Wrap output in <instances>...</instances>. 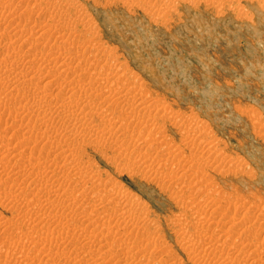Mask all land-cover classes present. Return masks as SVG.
Masks as SVG:
<instances>
[{"label": "rangeland", "instance_id": "1", "mask_svg": "<svg viewBox=\"0 0 264 264\" xmlns=\"http://www.w3.org/2000/svg\"><path fill=\"white\" fill-rule=\"evenodd\" d=\"M134 1L136 0H0V170L5 171H2L3 173L0 171V264H59V262L62 264H73V261H75L74 264H79L81 261L80 264H86V262L87 264H93L92 262L94 264H99V262L101 264H122L119 261H122L125 255L127 257L124 259L127 258L130 262L127 263L128 260L126 259L127 262L125 263L127 264H141L144 261L147 262L143 264H149L148 261L150 264L152 262L154 264H160V262L161 264H207L209 260L210 262L213 261L212 263L215 262L214 264H225V262L226 264L227 262L228 264H264V249H260L264 244V0H175L174 3V0H157L156 2L154 0H138L135 3ZM141 1L144 3H141ZM163 1L172 3H170V6L166 3L167 6L161 3ZM145 2H147L146 5L148 7L145 6ZM149 2H152L150 3L152 4L151 7ZM158 4H162L163 8L167 6L169 9L165 7V11H162ZM158 7L161 10H158ZM150 8L155 10L152 11ZM68 40H72V42L68 43ZM80 44L82 46L85 45L87 50L85 46H83L85 50L82 49ZM50 46L56 50H53ZM56 47L60 50H57ZM64 47H67L68 51ZM99 49L103 50L98 51ZM77 50L82 55H78ZM86 51L88 54H86ZM107 51H110L111 55ZM111 51L116 53L113 54ZM51 52L53 55L49 56L52 54ZM98 52L99 54H97ZM58 54L60 55L58 56ZM71 54L79 56L78 58L84 57L85 60L84 58L82 59L85 62L81 58L80 61H75L78 60L76 59L77 57ZM112 56H114L113 59ZM15 57H19V60H13ZM51 57L54 59L52 58L53 60L51 59L49 64ZM7 58L12 59L8 62ZM47 58L49 59L46 60ZM94 58L95 63L92 61ZM116 60H119V64L115 63L117 62ZM41 61L42 66H39ZM88 61H91L90 64ZM96 61L104 64L99 65L100 63L98 62V64ZM14 62L16 65L12 64ZM44 62L46 64L43 65ZM59 62L60 65L64 64V67L73 65L69 68V71H72H67L64 74V67L62 66V68ZM76 62L79 64L76 65ZM105 63L106 66L108 63L112 64L108 66L109 72H115L119 68L120 75H123L117 77L119 73H116L117 75L109 73L106 66L103 69ZM9 64H12L11 67ZM33 64L35 67H33ZM81 64H84V66L87 64L85 66L86 70L83 69L84 66L80 67ZM114 64L116 65L114 66ZM91 65H95V67ZM118 65L126 66L127 68L126 70L124 67L121 69ZM36 66L38 68L35 74ZM44 66L48 69L45 67V71L42 73L41 69L44 70ZM100 66H102V71L99 68ZM40 67L42 68L39 70ZM57 67H60L59 70ZM77 67L81 68L80 70L78 69L80 73L79 71L77 72ZM96 67L98 71H101L102 77H100L101 75ZM110 67L114 69L112 68L111 70ZM54 69L56 72L58 70L59 74L55 73ZM88 70H90V73ZM93 71L96 73V77L92 74ZM71 73L72 75L68 76ZM84 73H87V75ZM14 74L17 77H14ZM74 74L77 75V78ZM91 74L94 77H91ZM9 75L12 77L10 78ZM79 75L82 76L80 77ZM24 76H27V78H24ZM29 76L30 78H28ZM62 76H65L66 79ZM34 77L37 79L33 80ZM45 77L48 78L45 79ZM78 77H80V81ZM97 77L102 78V80ZM116 77L118 79H115ZM130 77H132L133 81L138 78L137 83L139 84L140 82L139 86ZM16 78H20L22 81ZM51 78L54 80L53 83ZM91 78H96L98 81L96 79V81L94 79L91 81ZM82 79L83 81H81ZM24 80H28L27 82L32 85H29L26 81L24 82ZM36 80L43 84H37ZM72 80L74 84L71 82ZM112 80L114 83H112ZM124 80L127 81L125 82ZM131 81L135 84L132 85ZM75 82L78 85L76 87ZM86 82L90 87H86ZM89 82H92V84L94 82L95 86ZM49 83H52V86H49ZM43 85L48 86L47 91L50 87L54 88V94L58 93L57 95L55 94L57 99L51 93L52 89L49 90L50 93H47L48 95L44 93L47 91L44 90ZM107 85L114 87V89L112 87L113 93L111 92L112 89ZM92 86L94 89L96 88V91ZM132 86L140 88L141 91L146 88V91L144 89V93L143 91L140 92ZM15 88L20 91H15ZM35 88L40 89L35 90ZM84 88H87L88 92L91 89L95 92L94 94L91 91V93H85L87 91ZM122 88L124 90H121ZM125 88H127V91H125ZM70 89L75 93L77 92L76 95L73 92L71 93ZM115 89L117 90L115 91ZM97 90L100 92L98 93ZM118 90L119 92L121 91V95L117 92ZM79 91L86 95L82 94V96ZM7 92L8 95H6ZM59 92L61 95H59ZM107 92L110 93L108 94ZM135 92H138L137 94L139 95H135ZM70 93L71 95H68ZM95 94H99L97 96H101L102 100ZM129 94L135 99L137 97V99L131 98ZM58 95L59 97L63 95L64 98L60 97L58 99ZM147 95L150 96V99H145L150 107L146 106V100L142 99ZM67 96H71V98ZM76 97L81 101H78L79 104H77V99L75 100ZM84 97H86L85 101L83 100L85 99ZM88 98L89 100L92 99L91 104H87V101L88 103L90 102L87 100ZM106 98L110 99L109 101L111 102H108ZM122 98L124 99L122 100ZM125 98L126 100L130 98V103H128V100L126 102ZM61 99L63 100L61 101ZM98 99L101 100L100 103H98ZM58 100L60 101L58 102ZM140 100H145L143 101L145 103H141L142 101L137 103ZM149 100H153V102H149ZM155 100L158 102L156 103ZM39 102L40 106H38ZM107 102L110 103V106ZM115 102L118 105H114ZM131 102L133 104L129 107ZM134 102L139 107H136ZM27 103L30 104L25 105ZM31 103L34 105L37 103L36 107ZM65 103L70 105L68 107L69 110L73 106L70 110L71 112L77 109L75 113L73 111V115L69 110L67 112L62 111V105ZM82 103L85 106L86 104L90 106L84 109L85 106ZM124 103H126L128 108ZM139 103L143 104V107L146 106V113H144L143 107L140 108ZM41 104L44 106H41ZM157 104L161 106L156 107ZM32 105L35 109H33ZM52 105L54 107L57 105L56 108L61 105L59 108L62 114L59 115V109L58 111L55 110L54 114L59 115L62 119L58 116L53 118L55 115L53 114L52 109L54 107ZM94 105L99 106L101 112L104 111V115H102L100 110L97 111L99 107ZM162 105H166L168 108L163 107V109ZM83 106L84 108L81 109ZM24 107L26 109L32 108L33 110H25ZM151 107H155V109ZM139 108L141 109L140 111ZM80 109L84 111L82 114ZM89 109L91 110L88 111ZM128 109L129 111L127 112L126 110ZM134 109L136 110L134 111ZM159 109L164 111L161 112ZM167 109H169L168 112ZM50 110L51 113L49 112ZM92 110H94V114L92 112L93 116L92 114L90 116L87 115L86 117H90L87 119L83 114ZM118 110L122 111L118 112ZM43 111L47 113V118ZM147 111L151 119H149ZM36 112L38 115H34V113L37 114ZM69 112L70 114H68ZM96 112L102 116H96ZM39 113L42 115H39ZM132 113L133 115H138V119H141L137 120L136 118L134 120L135 117ZM81 115L84 117H82L83 121L87 120L83 122ZM126 115L133 119L129 120ZM42 116L46 119H41ZM73 116L76 118L80 117V119L78 118V120ZM112 117L114 124L108 123L109 121L107 120ZM38 118L41 124L37 120ZM121 118L127 119L129 122ZM145 119H148L149 123ZM42 120H46V124ZM133 120L135 122H132ZM75 121L79 124L75 123ZM116 121L119 126L115 123ZM118 121L122 122L119 123ZM77 124L78 127L76 126ZM85 124L86 129L84 130ZM121 124L130 126L125 128V125ZM82 125H84V128ZM103 126H108L111 131L107 127L104 129ZM124 128L126 131H124ZM128 128L131 129L129 130ZM87 129L90 130V133H88ZM155 133L158 135L157 137L154 136ZM19 136L22 137L19 138ZM27 136L29 140H27ZM149 138L150 140H148ZM153 138H157L158 141H156L160 144ZM208 139L211 140L209 141L210 143H206ZM145 141H150L151 145L149 143L146 144ZM129 143H131L130 147L128 146ZM208 143L213 149L209 148ZM122 146L125 149L126 147L129 149L127 148L124 151ZM150 146L151 148H149ZM130 149H133V152ZM128 150L129 153L131 151L130 154L127 152ZM170 150L174 152L172 153ZM12 151L16 152V155ZM69 151L73 154L71 155ZM117 153L119 157L121 155L120 158ZM132 153L134 154L132 155ZM179 153H183V155L181 154L180 156ZM176 154L178 155L176 156ZM166 156H169V160H167ZM178 156L179 159L182 158L179 160ZM172 157L174 160L171 159ZM33 158H35V161ZM141 158L142 160L144 159L143 162ZM16 159L20 161L18 162L19 165ZM31 159H33L34 164H32ZM37 159H40L41 163ZM145 159L146 162H144ZM45 160H48L49 163H46L47 161L43 162ZM23 162L25 165L27 164L26 167ZM75 164L80 166V169ZM147 164V167L144 166ZM56 166L57 168H55ZM84 167L89 172L82 170ZM29 169L34 170L33 173ZM191 170L193 171L191 172ZM83 172H85L86 176H83L85 175L82 174ZM42 173L45 174L42 176ZM51 175H53L52 179ZM42 177L43 179H41ZM30 181L32 182L31 184ZM34 182L37 183L35 184ZM28 184L35 185V188L32 185L34 188L33 193L30 191L32 186ZM118 190L121 191L122 196L119 197L121 194L118 192L116 200H119H115L116 203L115 201L107 200L108 196L113 195V191ZM106 191H108L109 195ZM93 195L97 197L94 198ZM105 195L108 196L106 197ZM126 195L129 196V200ZM32 196L33 199L31 198ZM100 197L103 198H101L103 201L100 200L103 203L99 201ZM28 198H30V201ZM108 201L114 202V205L109 204ZM135 201L140 202L141 205L139 206ZM192 202H195V204ZM49 203L52 205L50 206ZM127 211H130L128 213L132 216V220L131 217L129 218L130 215ZM36 212H38V215ZM141 212L143 216H141ZM42 213H47L46 216L50 220ZM121 213H124V215ZM132 213L137 217H133ZM206 216L208 217L206 218ZM195 217L196 219H194ZM117 222L118 225L120 224L119 226H117ZM108 224L114 227H106ZM117 227H119L118 232L115 230ZM244 227L246 230L248 228L247 232ZM103 229L113 231L114 238H116V235V240L119 243L122 242V244L118 246V242H114L115 239L112 236V232H107ZM99 230L101 232L103 230L104 232L102 233L104 235ZM242 230L243 232H241ZM59 232L61 233L60 235ZM105 232L112 234L111 237L114 239L112 242L114 243L111 242L112 238H110L109 234ZM195 233L200 235L194 237L196 239L193 238L196 235ZM65 236L67 237L65 238ZM42 238L47 239L45 240L46 242ZM48 238H51V241L54 239L50 243ZM86 239L88 240L86 241ZM86 242H89V245L92 243V247L87 245ZM224 242L225 244L223 245ZM84 244L86 245L84 246ZM114 244L118 247L113 248L115 247ZM146 244L149 246L146 247ZM99 245L105 249H102V251L101 249L97 250L101 248ZM123 245L125 247L131 246L130 248L126 247V252L129 251L128 254L125 249H122ZM132 245H135V247L133 246L135 249L132 248ZM87 246L90 249L92 248L91 251ZM79 247L81 250L77 251ZM108 247L109 250L113 251L115 249L118 252L115 253L114 250V254L111 251L108 253L109 250L106 249ZM142 247H145L144 252ZM262 247L264 248V246ZM83 248L85 251L82 250ZM95 248L97 249L93 250ZM147 248L148 250H146ZM86 249H89L90 252ZM203 249L205 250L203 251ZM92 250L94 251L93 255L91 253ZM121 250H124L122 251L123 253ZM187 250L192 251L188 253ZM103 251L109 255L112 253V257L110 258ZM207 252L209 253L208 255H212L211 258L207 256ZM69 253L70 255H68ZM130 253H132V256ZM102 254L105 255L102 256ZM117 254L122 255L119 258ZM85 256L88 257L86 258ZM160 256L164 259L162 260ZM96 257L101 259L96 260ZM145 257L151 258V260ZM89 258L92 260H90L91 262ZM53 259L56 260V263ZM93 259L99 262L93 261ZM157 259L161 261L158 262ZM232 259H235L236 262ZM63 260H65V263ZM138 260L144 261L140 262ZM134 261L136 263H133ZM125 263L123 262V264Z\"/></svg>", "mask_w": 264, "mask_h": 264}, {"label": "bare ground", "instance_id": "2", "mask_svg": "<svg viewBox=\"0 0 264 264\" xmlns=\"http://www.w3.org/2000/svg\"><path fill=\"white\" fill-rule=\"evenodd\" d=\"M136 1H138V0H136ZM136 1H134V3H135ZM139 1H140V0H139ZM151 1H153V0H151ZM156 1H157V0H154V2H156ZM165 1H166V0H165ZM165 1H163V2H161V3L166 4L167 2H165ZM170 1H171V0H170ZM170 1H169V2H170ZM172 1H173V0H172ZM230 1H231V0H230ZM131 2H132V1H131ZM142 2H143V1H141V3H142ZM147 2H148V1H147ZM147 2H145V6H146V7H148V6L146 5ZM164 2H165V3H164ZM174 2H175V0L173 1V3H174ZM137 3H138V2H137ZM143 3H144V2H143ZM150 3H152V2H149V4H150ZM170 3H172V2H170ZM170 3H167V4L170 6ZM149 4H148V5H149ZM167 4H166V5H167ZM132 5H133V4H132ZM132 5H131V6H132ZM136 5H137V4H136ZM136 5H135V6H136ZM142 5H143V4H142ZM151 5H152V4H150V7H151ZM154 5H155V3H154ZM158 5H160V4H158ZM161 5H162V4H161ZM161 5H160V7L162 8V11L165 9V7L168 6V5H167V6H165V7L163 8ZM143 6H144V5H143ZM145 6H144V7H145ZM163 6H164V5H163ZM155 7H156V6H155ZM152 8H153V7H152ZM158 8H159V7H158ZM158 8H157V9H158ZM167 8H168V7H167ZM150 9H151V8H150ZM150 9H148V10L150 11ZM168 9H169V8H168ZM151 10H152V9H151ZM154 10H155V9H154ZM154 10H152V11H154ZM158 10H161V9L159 8ZM166 10H167V9H166ZM164 11H165V10H164ZM91 37H92V36H91ZM93 37H94V35H93ZM63 40H64V39H63ZM89 40H90V39H89ZM64 41H65V40H64ZM68 41H69L68 43H71V42H72V40H68ZM70 41H71V42H70ZM91 41H92V40H91ZM9 43H10V42H9ZM9 43H8V44H9ZM54 43H55V42H54ZM62 43H63V42H62ZM62 43H61V44H62ZM65 43H66V41H65ZM65 43H64V44H65ZM61 44H60V46H62ZM65 45H66V44H65ZM65 45H64V46H65ZM67 45H68V44H67ZM72 45H73V46H76L75 44H72ZM80 45L82 46V44H80ZM80 45H78V46L80 47ZM88 45H89V44H88ZM88 45H87V46H88ZM56 46H57V45H56ZM83 46H85V45H83ZM83 46L81 47L82 49H84ZM48 47H49V46H48ZM50 47L52 48V46H50ZM58 47H59V46H58ZM93 47H94V46H93ZM54 48H55V47H54ZM56 48H57V47H56ZM59 48H60V47H59ZM59 48H57V50H60V49H61V48H60V49H59ZM62 48H63V47H62ZM64 48H65V47H64ZM66 48H67V47H66ZM66 48H65V49H66ZM68 48L71 49L69 46H68ZM72 48H74V47H72ZM75 48H77V47H75ZM81 48H80V51H81ZM90 48H91V47H90ZM52 49H53V48H52ZM52 49H51V50H52ZM85 49H86V46H85ZM85 49H84V50H85ZM95 49H96V48H95ZM105 49H106V48H105ZM48 50H49V49H48ZM53 50H56V49H53ZM66 50L68 51V49H66ZM75 50H76V49H75ZM75 50H74V51H75ZM86 50H87V49H86ZM92 50H93V49H92ZM102 50H103V49H102ZM102 50L99 49L98 51H102ZM106 50H107V49H106ZM69 51H71V50H69ZM74 51H73V52H74ZM77 51H78V50H77ZM82 51H83V50H82ZM89 51H90V50H89ZM89 51H88V52H89ZM45 52H46V51H45ZM54 52H55V51H54ZM58 52H59V51H58ZM73 52H70V53H73ZM83 52H84V51H83ZM96 52H97V50H96ZM107 52H108V51H107ZM51 53H52V52H51ZM68 53H69V52H68ZM76 53H77V52H76ZM78 53H79V51H78ZM93 53H95V52H93ZM93 53H92V54H93ZM100 53H101V52H100ZM108 53L110 54V51H109ZM111 53L114 54V53H116V52H112V51H111ZM49 54H50V53H49ZM73 54H74V53H73ZM73 54H71V55H73ZM80 54H81V52H80L78 55H80ZM86 54H88L87 51H86ZM89 54L91 55V53H89ZM97 54H99V52H98ZM109 54H108V55H109ZM52 55H53V53H52L51 55H49V56H52ZM59 55H60V54H58V56H59ZM81 55H82V54H81ZM100 55H101V54H100ZM100 55H99V56H100ZM104 55H105V53H104ZM110 55H111V54H110ZM69 56H70V55H69ZM73 56L77 57L76 55H73ZM85 56H86V55H85ZM96 56H97V55H96ZM96 56H95V57H96ZM106 56H107V55H106ZM115 56H116V55H115ZM42 57H43V56H42ZM47 57H48V55H47ZM75 57H73V58L75 59ZM78 57H79V56H78ZM78 57L76 58V59H78V60H75V61H80V58H81V57H80V58H78ZM89 57H90V56H89ZM93 57H94V55H93ZM100 57H101V56H100ZM109 57H110V56H109ZM113 57H114V56H112V59H113ZM18 58H19V57H17V58L15 57V58H13V60H14V59L17 60ZM52 58H53V57H51L50 59H49V58L46 59V60L49 59V64H50V61H51ZM71 58H72V57H71ZM82 58H84V57H82ZM82 58H81V59H82ZM104 58H105V57H104ZM104 58H103V59H104ZM106 58H107V57H106ZM5 59H6V58H5ZM11 59H12V58H11ZM11 59H8V58H7L8 62H9V60H11ZM40 59H42V58L40 57ZM53 59H54V58H53ZM53 59H52V60H53ZM88 59H89V58H88ZM88 59H87V60H88ZM100 59H102V58H100ZM108 59H109V58H108ZM108 59H107V60H108ZM110 59H111V58H110ZM117 59H118V58H117ZM13 60H12V61H13ZM16 60H15V62H16ZM18 60H19V59H18ZM18 60H17V61H18ZM32 60H33V59H32ZM32 60H31V61H32ZM38 60H39V59H38ZM46 60H44V61H46ZM69 60H71V59L69 58ZM84 60H85V58H84ZM87 60H86V61H87ZM94 60H95V58L92 59L93 63H95ZM96 60H97V59H96ZM31 61H30V63H31ZM36 61H37V60H36ZM42 61H43V60H42ZM42 61H41V65H39V63H38L39 66H42ZM55 61H56V60H55ZM55 61H54V62H55ZM64 61H65V59H64ZM71 61H72V60H71ZM82 61H83V59H82ZM100 61L102 62V60H100ZM103 61H104V60H103ZM116 61H117V60H116ZM2 62H3V61H2ZM15 62H14V63H15ZM33 62H34V61H33ZM46 62H48V61H46ZM60 62H62V61H60ZM60 62H59V65H60ZM83 62H85V61H83ZM88 62H89V61H88ZM90 62H91V61H90ZM90 62H89V64H90ZM96 62H97V61H96ZM98 62H99V61H98ZM98 62H97V63H98ZM101 62H99L100 64H99V63H98V64H99V65H101V64L103 65L104 63H101ZM105 62H106V60H105ZM121 62H122V61H121ZM4 63H5V60H4ZM10 63H11V62H10ZM14 63H12V64H13V65H16V63H15V64H14ZM28 63H29V62H28ZM30 63H29V64H30ZM34 63H37V62H34ZM52 63H53V62H52ZM62 63H64V62H62ZM67 63L69 64L68 61H67ZM72 63H73V62H72ZM72 63H71V64H72ZM80 63H81V62H80ZM111 63H112V62H111ZM113 63H114V62H113ZM115 63H118V64H119V60H118L117 62H115ZM6 64H7V63H6ZM6 64H5V65H6ZM12 64H11V65H12ZM44 64H46V63L44 62L43 65H44ZM68 64H67V65H68ZM71 64H70V65H71ZM77 64H79V63L76 62V65H77ZM89 64H88V65H89ZM109 64H110V63H108L107 66H106V63H105L103 69L105 68V66H106L107 69H108ZM9 65H10V64H9ZM11 65H10V67H11ZM38 65H37V66H38ZM57 65H58V64H57ZM57 65H56V66H57ZM63 65H64V64H62V65H60V66L62 67ZM76 65H74V66H76ZM95 65H96V64H95ZM95 65H91V66H94V67H95ZM111 65H112V64H110V66H111ZM115 65H116V64H114V66H115ZM37 66H36V70L34 71L35 74H36L37 68L39 67V66H38V67H37ZM46 66H47V65H46ZM46 66H44L43 69H44ZM50 66H51V65H50ZM72 66H73V65H72ZM72 66H70V67H69V66H68V67H66V66L64 67V66H63L64 68H63V67H62V68L65 70V71H64V74H66L67 71H68V72L72 71V70L69 71V68H71ZM81 66H84V64H81L80 67H81ZM85 66H87V64H85ZM85 66L83 67V69L86 70ZM91 66H90V67H91ZM97 66H98V65H97ZM12 67H13V66H12ZM33 67H35L34 64H33ZM33 67H32V68H33ZM47 67H49V66H47ZM47 67H46V69H48ZM101 67H102V66H100L99 68H100V70L102 71L103 69H101ZM118 67H121V69H122V67H124V66H119V65H118ZM118 67H117V68H118ZM8 68H9V67H8ZM15 68H16V66H15ZM32 68H31V69H32ZM41 68H42V67H40L39 70H40ZM52 68H53V67H52ZM52 68H51V69H52ZM59 68H60V67H59ZM59 68L57 67L58 70H59ZM62 68H61V72H62ZM81 68H82V67H81ZM81 68H80V69H81ZM87 68H88V67H87ZM96 68H97V67H96ZM110 68H111V67H110ZM112 68H113V67H112ZM112 68H111V70H112ZM115 68H116V67H115ZM124 68H125V70H126L127 67L125 66ZM12 69H13V68H12ZM57 69H56V70H57ZM73 69H74V67H73ZM76 69H77V72L80 70L78 67H77ZM78 69H79V70H78ZM113 69H114V68H113ZM118 69H119V68H118ZM118 69H117V70H118ZM49 70H50V69H49ZM58 70H57V72L55 71V69H54L53 71H55V73H58V72H59ZM91 70H92V69H91ZM93 70H94V69H93ZM105 70H106V69H105ZM117 70H116V71H117ZM125 70H123V71H125ZM44 71H45V69H44V70L41 69V72H42V73H44ZM82 71H84V70H82ZM88 71H89V73H90V70H88ZM88 71H87V72H88ZM94 71L96 72V70H94ZM94 71H93L92 74H94L95 77H96V73H98V72H99V74L101 75V73H100L101 71H98V68H97V71H98V72L95 73ZM109 71H110V70L108 69V72H109ZM113 71H114V70H113ZM116 71H115V72H109V73H112V74H113V73H115V74L117 73V74H118V73L120 72L119 70H118V72H116ZM127 71H128V70H127ZM48 72H52V71H48ZM48 72H47V73H48ZM65 72H66V73H65ZM75 72H76V71H75ZM75 72H73V73H75ZM84 72H86V71H84ZM91 72H92V71H91ZM106 72H107V70H106ZM121 72H122V71H121ZM128 72H130V71H128ZM52 73H54V72H52ZM52 73H51V74H52ZM79 73H80V71H79ZM81 73H83V72H81ZM103 73H105V72L103 71ZM125 73H127V72L125 71ZM132 73H133V72H132ZM35 74H34V75H35ZM48 74H50V73H48ZM58 74H59V73H58ZM58 74H57V75H58ZM76 74H78V73H76ZM76 74H74L75 77L77 76ZM84 74L87 75V73H84ZM92 74H91V77H94V76H92ZM107 74H108V73H107ZM115 74H114V75H115ZM117 74H116V75H117ZM14 75H15L14 77H17L16 74H14ZM20 75H22V74H20ZM62 75H63V72H62ZM70 75H72V73L69 74L68 76H70ZM88 75H90V74H88ZM97 75H98V74H97ZM103 75H104V74H103ZM122 75H123V74H122ZM122 75H120V73H119V75H117V77H118V76L120 77V76H122ZM125 75H126V74H125ZM129 75H131V74H129ZM129 75H128V76H129ZM132 75H133V74H132ZM134 75H135V74H134ZM18 76H19V75H18ZM31 76H32V74H31ZM37 76H38V73H37ZM39 76H41V74H39ZM43 76H44V75H43ZM43 76H42V77H43ZM47 76H49V75H47ZM55 76H56V75H55ZM65 76H66V75H65ZM65 76H62V77L64 78ZM79 76L81 77L82 75H79ZM83 76H84V75H83ZM98 76H99V75H98ZM110 76H111V75H110ZM112 76H113V75H112ZM9 77H10V75H9ZM11 77H12V76H11ZM11 77H10V78H11ZM19 77H20V76H19ZM66 77H67V76H66ZM66 77H65L64 79H66ZM71 77H72V76H71ZM75 77H73V78L75 79ZM80 77H78V79H79ZM87 77H88V76H87ZM100 77H102V75H101ZM100 77H97V78L99 79ZM103 77H104V76H103ZM117 77H116L115 79H118ZM126 77H127V75H126ZM126 77H125V79H126ZM21 78H22V77H21ZM24 78H27V76H26V77L24 76ZM28 78H30V76H29ZM43 78H44V77H43ZM46 78H48V77H45V79H46ZM49 78H50V77H49ZM76 78H77V77H76ZM85 78H86V77H85ZM85 78H84V79H85ZM104 78H105V77H104ZM130 78L132 79V77H130ZM133 78H134V77H133ZM13 79H14V78H13ZM16 79H20V78H16ZM22 79H23V78H22ZM22 79H20V80L22 81ZM34 79H37V78L34 77L33 80H34ZM39 79H40V78H39ZM51 79H52V78H51ZM51 79H49V80H51ZM67 79H68V78H67ZM74 79H73V80H74ZM78 79H77V80H78ZM92 79H94V78H91V81H92ZM95 79H96V78H95ZM95 79H94V80H95ZM98 79H96V80L98 81ZM100 79L102 80V78H100ZM115 79H114V81H115ZM128 79H129V78H128ZM40 80H42V79H40ZM68 80H69V79H68ZM68 80H67V81H68ZM73 80H72L71 82L74 84V81H73ZM77 80H76V82H77ZM87 80H89V78H87ZM96 80H95V81H96ZM101 80H100V81H101ZM104 80H105V79H104ZM121 80H122V79H121ZM137 80H138V78H137L136 80H134V81H136L135 83H137ZM21 81H20V82H21ZM25 81H26V80H24V82H25ZM27 81H28V80H27ZM27 81H26V82H27ZM29 81H30V80H29ZM36 81H37V80H36ZM47 81H48V80H47ZM64 81H65V80H64ZM79 81H80V79H79ZM79 81H78V83H79ZM81 81H83V79H82ZM89 81H90V80H89ZM100 81H99V82H100ZM105 81H106V80H105ZM105 81H104V82H105ZM112 81H113V80H112ZM112 81H111V82H112ZM114 81H113L112 83H114ZM118 81H119V80H118ZM124 81H125V80H124ZM124 81H123V83H124ZM126 81H127V80H126ZM126 81H125V82H126ZM132 81H133V79H132ZM132 81H131V82H132ZM134 81H133V82H134ZM9 82H10V81H9ZM18 82H19V81H18ZM18 82H17V83H18ZM31 82H32V78H31ZM45 82H46V81H45ZM49 82H50V81H49ZM53 82H54V80L52 79V83H53ZM76 82H75V87H76V85H77ZM102 82H103V81H102ZM115 82H116V81H115ZM133 82H132V85L135 84V83H133ZM27 83H28V82H27ZM36 83H37V84H41L42 82H38V81H37ZM52 83H49V86H50V85L52 86ZM89 83L92 84V82H89ZM105 83L107 84V82H105ZM105 83H103V84H105ZM109 83H110V81H109ZM116 83H117V82H116ZM121 83H122V82H121ZM123 83H122V84H123ZM28 84L30 85L31 83L29 82ZM42 84H43V83H42ZM45 84H46V83H45ZM45 84H44V85H45ZM79 84H80V83H79ZM86 84H87V82H86ZM94 84H95V83L93 82L92 85H94ZM99 84H100V83H99ZM103 84H102V86H103ZM122 84H121V85H122ZM129 84L131 85V83H129ZM137 84H138V83H137ZM137 84H136V85H137ZM139 84H140V82H139ZM139 84H138V86H139ZM24 85H25V84H24ZM31 85H32V84H31ZM33 85H34V84H33ZM35 85H36V84H35ZM44 85H43V87L45 88L44 90L47 91L46 89H47L48 86H44ZM47 85H48V83H47ZM67 85H68V84H67ZM67 85H66V86H67ZM70 85H72V84H70ZM113 85H115V84H113ZM124 85H125V83H124ZM15 86H16V85H15ZM17 86H18V85H17ZM20 86H23V85H20ZM39 86H40V85H39ZM73 86H74V85H73ZM73 86H72V87H73ZM77 86H78V85H77ZM94 86H95V85H94ZM105 86H106V85H105ZM107 86H108V85H107ZM110 86H111V85H110ZM110 86H108V87H110ZM122 86H123V85H122ZM24 87H26V86H24ZM24 87H23V88H24ZM29 87H30V86H29ZM34 87H35V86H34ZM36 87H37V86H36ZM40 87H41V86H40ZM75 87H73V88H75ZM82 87H83V85H82ZM84 87H85V86H84ZM86 87H90V85L87 84ZM92 87H93V86H92ZM112 87H113V86H112ZM112 87H110V88L112 89ZM120 87H121V86H120ZM132 87L135 88V86H132ZM132 87H131V88H132ZM141 87H143V86L141 85ZM144 87H145V86H144ZM16 88H17V87H16ZM16 88H15V91H17V90L20 91V90H19L20 87H19V89H16ZM32 88H33V87H32ZM32 88H31V89H32ZM73 88H72V90H74ZM97 88H98V86H97ZM99 88H100V86H99ZM102 88H103V87H102ZM116 88H117V87H116ZM129 88H130V87H129ZM134 88H133V89H134ZM136 88H137V87H136ZM136 88H135V89H136ZM21 89H22V88H21ZM25 89H26V88H25ZM36 89L38 90V89H40V88H35V90H36ZM51 89H52V92H51V93L54 94V90H53L54 88H52V87H50V88L48 89V91H47V92H44V93H46V94H47V93H50L49 90H51ZM84 89H85V88H84ZM86 89H87V88H86ZM86 89H85V90H86ZM88 89H91V88H88ZM93 89H94V87H93ZM113 89H114V87H113ZM113 89H112V91H111V90H109V91H111V92L113 93ZM118 89H119V87H118ZM126 89H127V88H125V91H127ZM133 89H132V90H133ZM135 89H134V90H135ZM137 89H138V88H137ZM144 89H145V91H146V88H144ZM144 89H142V91H143ZM22 90L25 91L24 89H22ZM33 90H34V88H33ZM63 90H64V89H63ZM76 90H77V89H76ZM76 90H75V91H76ZM79 90H80V88H79ZM81 90H82V89H81ZM94 90L96 91V88H95ZM94 90L92 91V89H91L90 91L94 94V92H95ZM99 90H101V89H99ZM104 90H105V89H104ZM116 90H117V89H115V91H116ZM121 90H124V89L122 88ZM134 90H133V92H134ZM138 90H139L140 92H142V91L140 90V88H139ZM138 90H137V91H138ZM11 91H12V90H11ZM18 91H17V92H18ZM27 91H28V90H27ZM27 91H26V92H27ZM29 91H30V90H29ZM42 91H43V90H42ZM70 91H71V89H70ZM83 91H84V90H83ZM86 91H87V90H86ZM90 91H89V92L87 91V92H85V93H91ZM97 91H98V90H97ZM102 91H103V90H102ZM105 91H107V90H105ZM9 92H10V91H9ZM39 92H40V91H39ZM62 92H63V91H62ZM72 92L75 93L74 91H71V93H72ZM99 92H100V91H98V93H99ZM117 92H119V90H118ZM120 92H121V91H120ZM120 92H119V94H120ZM129 92H130V91H129ZM133 92H132V93H133ZM23 93H25V92H23ZM71 93L68 94V95H71ZM76 93H77V92H76ZM76 93H75V95H76ZM79 93H80V91H79ZM79 93H78V95H79ZM104 93H105V92H104ZM107 93H108V92H107ZM109 93H110V92H109ZM109 93H108V94H109ZM123 93H124V92H123ZM132 93H131V94H132ZM137 93H138V92H135V95H139V94H137ZM143 93H144V91H143ZM10 94H11V93H10ZM42 94H43V93H42ZM55 94L57 95L58 93H55ZM55 94H54L53 96H55ZM80 94L82 95L83 92L80 93ZM124 94H125V93H124ZM126 94H127V93H126ZM133 94H134V93H133ZM146 94H148V93H146ZM146 94H145V95H146ZM6 95H8V92L6 93ZM44 95H45V94H44ZM44 95H42V96H44ZM47 95H48V94H47ZM49 95H51V94H49ZM59 95H61L60 92H59ZM59 95H58V99H60V97H63V95L60 96V97H59ZM75 95L72 94L73 97H75ZM83 95H86V94H83ZM83 95H82V96H83ZM90 95H91V94H90ZM95 95H96V94H95ZM97 95L99 96V94H97ZM97 95H96V96H97ZM100 95H101V93H100ZM111 95H112V94H111ZM120 95H121V94H120ZM129 95H130V94H129ZM129 95H128V96H129ZM141 95H142V94H141ZM87 96H88V94H87ZM87 96H86V97H87ZM91 96H92V95H91ZM98 96H97V97H98ZM115 96H116V95H115ZM123 96H124V95H123ZM133 96H134V95H133ZM147 96H148V95H147ZM147 96H145L144 98H142L141 96H138V97H141L142 99H145V98H146V99H147V98L150 99V98H149L150 96H148V97H147ZM49 97H50V96H49ZM55 97H56V96H55ZM65 97H66V96H65ZM67 97H70V98H71V96H67ZM78 97H79V96H78ZM86 97H84V98H85V99H83L84 101L86 100ZM88 97H89V96H88ZM109 97H110V96H109ZM109 97H108V98H109ZM113 97H114V96H113ZM121 97H122V96H121ZM125 97H126V96H125ZM130 97H131V95H130ZM134 97H136V96H134ZM51 98H52V96H51ZM63 98H64V97H63ZM80 98H82V97L80 96ZM94 98H95V97H94ZM98 98H101V96L98 97ZM108 98H106V100H108V102H111V101H109L110 99H108ZM110 98H111V97H110ZM131 98H133V97H131ZM56 99H57V97H56ZM56 99H55V100H56ZM65 99H66V98H65ZM72 99H73V98H72ZM76 99H77V102H78L79 99H78L77 97L75 98V100H76ZM123 99H124V98H122V100H123ZM133 99H135V98H133ZM136 99H137V97H136ZM136 99H135V100H136ZM146 99H145V100H146ZM62 100H63V99H61V101H62ZM70 100H71V99H70ZM81 100H82V99H81ZM83 100H82V102H84ZM87 100H89V98H88ZM91 100H92V99L89 100V101H90L89 103H88V101H87V104H91V103H92ZM94 100H95V99H94ZM101 100H102V98H101ZM101 100L98 99V101H99L98 103H100ZM106 100H104V101H106ZM111 100H112V99H111ZM125 100H126V98H125ZM125 100H124V102H125ZM127 100H128V99H127ZM127 100H126V102H127ZM129 100H130V98H129ZM129 100H128V103H130ZM145 100H143V101H145ZM157 100L159 101V99H157ZM35 101H36V100H35ZM47 101H48V100H47ZM59 101H60V100H58V102H59ZM65 101H66V100H65ZM71 101H73V100H71ZM114 101H115V100H114ZM141 101H142V100L137 101V103H138V102H141ZM143 101H142L141 103L144 104V103L146 102V103H145L146 106H149V105H147V100H146L145 102H143ZM155 101H156V100H155ZM158 101H156V103H157ZM26 102H29V101H26ZM67 102H68V101H67ZM67 102H66V103H67ZM79 102H81V101H79ZM79 102H78L77 104H79ZM108 102H107V103H108ZM117 102H118V101H117ZM122 102H123V101H122ZM135 102H136V101H135ZM135 102H134V103H135ZM149 102H153V100H152V101L149 100ZM33 103H35V102H33ZM33 103H31V104H33ZM66 103H65V104H66ZM69 103H70V102H69ZM69 103H68V104H69ZM75 103H76V102H75ZM98 103H97V104H98ZM107 103H105V104H107ZM113 103H114V102H113ZM120 103H121V102H120ZM120 103H119V104H120ZM154 103H155V102H154ZM154 103H152V104H154ZM159 103H161V102L159 101ZM28 104H30V103H27V104H25V105H28ZM36 104H37V103H36ZM36 104H35V105H36ZM44 104H45V103H44ZM59 104H61V103H59ZM62 104H63V103H62ZM65 104L62 105V106H63L62 111H66V112H67V110H69L68 107H70V105H67V104L65 105ZM70 104H74V103L72 102V103H70ZM80 104H81V103H80ZM85 104H86V103H85ZM87 104H86V106H85V105L82 103V105H84L85 108H84V106H83V107H81V109H83V108H84V109H87V108H88L87 106H90V105H87ZM103 104H104V102H103ZM108 104H109V106H110V103H108ZM116 104H117V103L115 102L114 105H116ZM124 104L126 105V103H124ZM132 104H133V102H131V104H129V105H130L129 107H131ZM143 104H142V105H143ZM152 104H151V106H152ZM25 105H24V106H25ZM33 105H34V104H33ZM33 105H32V106H33ZM35 105H34V106H35ZM57 105H58V104H57ZM57 105H55V107L52 105V106L54 107V108L52 109V110H53V114L55 113V112H54L55 110L58 111V109H59L58 112H60V113H59V115H60V114H62L61 109L59 108L61 105L58 106V108H56ZM75 105H76V104H75ZM98 105H99V104H98ZM117 105H118V104H117ZM135 105H136V107H139L136 103H135ZM139 105L141 106L140 108L143 107L140 103H139ZM163 105H164V104H163ZM163 105H162V108H163V107H167L166 105H165V106H163ZM34 106H33V107H34ZM38 106H40V102H39ZM38 106H37V107H38ZM41 106H44V105L41 104ZM46 106H47V104H46ZM46 106H45V107H46ZM49 106H50V105H49ZM77 106H78V105H77ZM79 106H80V105H79ZM94 106L99 107V106H97V105H94ZM105 106H106V105H105ZM126 106H127V105H126ZM146 106L143 107V108H144V109H143V110H144V113H146V109H145ZM160 106H161V105H160ZM160 106H159V104H157L156 107H160ZM22 107H23V106H22ZM25 107H27V106H25ZM25 107H24L25 110L29 109V108L26 109ZM35 107H36V106H35ZM35 107H34L33 109H35ZM45 107H44V110H45ZM72 107H73V106H72ZM72 107H71V108H72ZM86 107H87V108H86ZM91 107H92V106H91ZM96 107H95V108H96ZM111 107H113V106L111 105ZM136 107H135V108H136ZM149 107H150V106H149ZM152 107H153V106H152ZM152 107H151V108H152ZM40 108H42V107H40ZM67 108H68V109H67ZM71 108H70V110H71ZM92 108H93V107H92ZM105 108H106V107H105ZM108 108H109V107H108ZM113 108H114V107H113ZM127 108H128V106H127ZM127 108H126V109H127ZM140 108H139V111L141 110ZM162 108H161V109H162ZM167 108H168V107H167ZM33 109L30 108L29 110H33ZM37 109H38V108H37ZM42 109H43V108H42ZM42 109H40V110H42ZM50 109H51V108H50ZM73 109H74V108H73ZM73 109H72V110H73ZM81 109H80V111H81ZM106 109H107V108H106ZM130 109H132V108H130ZM136 109H137V108H136ZM136 109H134V111H135ZM152 109H155V107L152 108ZM152 109H151V111H152ZM156 109H157V108H156ZM163 109H164V108H163ZM70 110H69V111H70ZM75 110H77V109H74V110H73L74 113H75ZM90 110H91V109H89L88 111H90ZM99 110H100V107L98 108L97 111H99ZM104 110H105V109H104ZM110 110L112 111V109H110ZM123 110H124V109H123ZM159 110H160V109H159ZM20 111H21V110H20ZM46 111H47V108H46ZM57 111H56V112H57ZM73 111H72V112L70 111L71 114L73 113ZM111 111H110V112H111ZM120 111H122V110H120ZM120 111L118 110V112H120ZM126 111L128 112L129 109L126 110ZM126 111H124V112H126ZM131 111H132V110H131ZM131 111H130V112H131ZM134 111H132V112H134ZM151 111H150V112H151ZM157 111H158V110H157ZM157 111H155V112H157ZM160 111H161V110H160ZM163 111H164V110H163ZM163 111H161V112H163ZM168 111H169V109H167V112H168ZM17 112H18V111H17ZM29 112H30V111H29ZM32 112H33V111H32ZM38 112H39V111H38ZM43 112H44V111H43ZM47 112H48V111H47ZM49 112L51 113V110H50ZM70 112H69L68 114H70ZM83 112H84V111L82 110L80 113L82 114ZM92 112H93V114H94V110H92L91 112H87L86 114L84 113L83 115H85V117H86L87 115L90 116V115L92 114ZM100 112H101V110H100ZM103 112H104V111L101 112L102 115H104ZM105 112H106V110H105ZM108 112H109V109H108ZM114 112H115V110H114ZM124 112H123V113H124ZM18 113H19V112H18ZM24 113H25V112H24ZM36 113H37V112H36ZM77 113H78V112H77ZM96 113H97V112H96ZM123 113H121V114H123ZM134 113H135V112H134ZM140 113H141V112H140ZM148 113H149V112L147 111V114H148ZM157 113H158V112H157ZM159 113H160V112H159ZM40 114H41V113H39V115H40ZM44 114L46 115L47 113L44 112ZM44 114H43V115H44ZM57 114H58V113H57ZM93 114H92V116H93ZM110 114H111V113H110ZM112 114H113V113H112ZM124 114H127V113H124ZM16 115H17V114H16ZM34 115H38V113H37V114L34 113ZM41 115H42V114H41ZM49 115H51V114H49ZM54 115H55V116H54L53 118H55V117L57 118V116L60 117L59 115H56V114H54ZM66 115H67V114H66ZM72 115H73V114H72ZM72 115H71V116H72ZM74 115H75V114H74ZM77 115H78V114H77ZM99 115H100V114H99ZM99 115H98V113H97L96 116H99ZM102 115H100V116H102ZM105 115H106V113H105ZM108 115H109V114H108ZM132 115H133V113H132ZM139 115H140V114H139ZM148 115H149V114H148ZM153 115H154V114H153ZM14 116H15V114H14ZM92 116H91V117H92ZM100 116H99V117H100ZM126 116L129 117V120H132V119H133V118L130 119L131 114H130V116H128V115H126ZM133 116L135 117L134 120H135L136 118H137V120H140V119H141V118L138 119V115L136 116V114L133 115ZM142 116H143V115H142ZM155 116H156V115H155ZM155 116H154V117H155ZM179 116H180V115H179ZM36 117H37V116H36ZM36 117H35V118H36ZM45 117L47 118V115H46ZM45 117L42 116L41 119H42V118L44 119ZM49 117L51 118V116H49ZM73 117H75V116H73ZM73 117H71V118H73ZM82 117H83V116L81 115V120H82ZM108 117H109V116H108ZM123 117H124V115H123ZM131 117H132V116H131ZM149 117H150V115H149ZM149 117H148V118H149ZM35 118H34V119H35ZM39 118H40V117H39ZM39 118L37 119L38 121L40 120ZM46 118H45V119H46ZM50 118H48V120H50ZM60 118H61V117H60ZM60 118H59V119H60ZM63 118H65V117L63 116ZM66 118H67V117H66ZM75 118H76V117H75ZM75 118H74V119H75ZM78 118L80 119V117H78ZM78 118H76V119H78ZM83 118H84V117H83ZM86 118L88 119V118H90V117H86ZM92 118H93V117H92ZM101 118L103 119V117H101ZM104 118H105V117H104ZM115 118H116V116H115ZM124 118H126V117H124ZM143 118H144V117H143ZM61 119H62V118H61ZM79 119H78V120H79ZM87 119H86V120H87ZM116 119H117V118H116ZM119 119H120V118H119ZM121 119H123V118H121ZM149 119H151V117H150ZM51 120H53V119L51 118ZM51 120H50V121H51ZM64 120H65V119H64ZM64 120H63V121H64ZM67 120H68V119H67ZM71 120H72V119H71ZM71 120H69V121H71ZM81 120H80V121H81ZM86 120H84V121H86ZM107 120L109 121L108 123L114 124V123H113V121H114V120H113V117H112V118H109V119H107ZM112 120H113V121H112ZM117 120H118V119H117ZM123 120H124V119H123ZM125 120H126V122H129L127 119H125ZM125 120H124V121H125ZM134 120H133L132 122H135ZM146 120H147V121H146ZM35 121H36V120H35ZM42 121H43V123H44L46 120H42ZM65 121H66V120H65ZM82 121H83V120H82ZM84 121H83V122H84ZM119 121H120V120H119ZM119 121H118V122H119ZM145 121L149 123L148 119H145ZM39 122H40V124H41V121H39ZM48 122H49V121H48ZM52 122H53V121H52ZM55 122H56V121H55ZM121 122H122V121H121ZM121 122H119V123H121ZM126 122H125V123H126ZM137 122L139 123V121H137ZM143 122H144V121H143ZM66 123H67V122H66ZM69 123H70V122H69ZM72 123H73V122H72ZM75 123H78V122L75 121ZM87 123H88V122H87ZM108 123H107V125H109ZM115 123L117 124V121H116ZM123 123H124V122H123ZM144 123H145V122H144ZM45 124H46V122H45ZM47 124H48V123H47ZM64 124H65V123H64ZM78 124H79V123H78ZM78 124L76 125L77 127H78ZM83 124H84V123H83ZM89 124H90V123H89ZM111 124H110V125H111ZM139 124H140V123H139ZM141 124H142V123H141ZM50 125H51V124H50ZM70 125L72 126L73 124H70ZM104 125H105V123H104ZM117 125L119 126V124H117ZM121 125H123V124H121ZM124 125H125V124H124ZM124 125H123V126H124ZM143 125H144V124H143ZM40 126H42V125H40ZM51 126H52V125H51ZM65 126H66V125H65ZM68 126H69V125H68ZM73 126H75V125H73ZM83 126H84V125H82V127H83ZM113 126H114V125H113ZM129 126H130V125H129ZM129 126H128V125H127V126L125 125V128H126V127H129ZM131 126H132V125H131ZM32 127H33V126H32ZM80 127H81V126H80ZM82 127H81V128H82ZM84 127H85V128H84ZM84 127H83V128H84V130H85V129H86V124H85ZM88 127H89V126H88ZM101 127H102V126H101ZM103 127H104V129H106V127H107L109 130L111 129V128H109L108 126H103ZM110 127H111V126H110ZM115 127H116V126H115ZM120 127H122V126H120ZM132 127H133V126H132ZM37 128H38V127H37ZM37 128H36V129H37ZM71 128H72V127H71ZM90 128H91V126H90ZM93 128H95V127H93ZM98 128H99V127H98ZM116 128L118 129V127H116ZM125 128H124V131H126ZM40 129H42V128H40ZM51 129H52V128H51ZM51 129H49V130H51ZM55 129H56V128H55ZM63 129H64V128H63ZM63 129H62V130H63ZM67 129H68V127H67ZM76 129H77V128H76ZM101 129H103V128H101ZM128 129H129V128H128ZM130 129H131V128H130ZM130 129H129V130H130ZM62 130H61V131H62ZM68 130H69V129H68ZM72 130H73V129H72ZM87 130H88V129H87ZM92 130H93V129H92ZM122 130H123V129H122ZM32 131H33V130H32ZM36 131H37V130H36ZM74 131H75V130H74ZM76 131H77V130H76ZM82 131H83V129H82ZM89 131H90V130H88V133H90ZM105 131H107V130H105ZM110 131H111V130H110ZM110 131H108V132H110ZM86 132H87V131H86ZM91 133H92V132H91ZM157 133H158V132H157ZM152 134H154V133H152ZM152 134H151V136H152ZM151 136H150V137H151ZM154 136L157 137L158 135H156V133H155ZM154 136H152V137H154ZM187 136H188V135H187ZM21 137H22V136H21ZM21 137L19 136V138H21ZM31 137H32V136H31ZM72 137H73V136H72ZM19 138H18V139H19ZM69 138H70V137H69ZM74 138H75V137H74ZM158 138H159V137H158ZM70 139H71V138H70ZM82 139H84V138H82ZM151 139H152V138H151ZM153 139H154L155 141L157 140V138H156V139L153 138ZM27 140H29V139H28V136H27ZM76 140H77V139H76ZM97 140H98V139H97ZM101 140H102V139H101ZM105 140H106V139H105ZM148 140H150V138H149ZM154 140H152V141L155 142ZM89 141H90V140H89ZM106 141H107V140H106ZM152 141H151V142H152ZM157 141H158V140H157ZM157 141H156V142H157ZM209 141H211V140H210V139L206 140V143L209 142ZM92 142H93V140H92ZM149 142H150V141H149ZM149 142L145 141L146 144H148ZM93 143H94V142H93ZM102 143H103V141H102ZM157 143H159V142H157ZM209 143H210V142H209ZM209 143H208V145H209ZM71 144L73 145V143H71ZM98 144H99V143H98ZM106 144H107V143H106ZM130 144H131V143H129V145H128L129 147H130ZM149 144L151 145V143H149ZM159 144H160V143H159ZM159 144H158V146H159ZM55 145H56V144H55ZM61 145H62V144H61ZM64 145H65V144H64ZM72 145H71V146H72ZM103 145H104V144H103ZM155 145H156V144H155ZM56 146H58V145H56ZM59 146H60V145H59ZM73 146H74V145H73ZM80 146H81V145H80ZM96 146H97V145H96ZM99 146H100V145H99ZM145 146H146V145H145ZM93 147H94V146H93ZM102 147H103V146H102ZM156 147H157V146H156ZM210 147H211V145H209V148H210ZM66 148H67V147H66ZM73 148H74V147H73ZM122 148H123V146H122ZM127 148H128V147H126V149H127ZM149 148H151V146H150ZM211 148L213 149V147H211ZM8 149H10V148H8ZM57 149H58V148H57ZM59 149H60V147H59ZM68 149H69V148H68ZM123 149H124V151L126 150L125 147H124ZM123 149H122V150H123ZM128 149H129V148H128ZM144 149H145V148H144ZM63 150H64V149H63ZM78 150H79V149H78ZM122 150H121V151H122ZM130 150L133 152V149H130ZM140 150H141V149H140ZM168 150H169V148H168ZM7 151H8V150H7ZM10 151H11V150H10ZM40 151H41V150H40ZM43 151H44V150H43ZM67 151H68V150H67ZM70 151H71V150H70ZM70 151H69V152H70ZM74 151H75V150H74ZM124 151H123V152H124ZM131 151H130V153H131ZM144 151H145V150H144ZM170 151H171L172 153L174 152V151H172V150H170ZM170 151H169V152H170ZM12 152H13V154L16 155V152H14V151H12ZM63 152H64V151H63ZM71 152H73V151H71ZM71 152H70V153H71ZM123 152H122V153H123ZM127 152L129 153V150H128ZM137 152H138V151H137ZM141 152H142V151H141ZM169 152H168V154H170ZM207 152H209V151H207ZM210 152H211V151H210ZM212 152H213V151H212ZM8 153H10V152H8ZM36 153H37V152H36ZM70 153H67V154H70ZM118 153H120V152H118ZM118 153H117V155H118ZM130 153H129V154H130ZM143 153H144V152H143ZM145 153H146V152H145ZM65 154H66V153H65ZM72 154H73V153H71V155H72ZM126 154H127V153H126ZM133 154H134V153H132V155H133ZM135 154H139V153H135ZM181 154L183 155V153H181ZM181 154L179 153L180 156H181ZM8 155H9V154H8ZM37 155H38V154H37ZM71 155H70V156H71ZM141 155H142V154H141ZM141 155H139V156H141ZM146 155H147V154H146ZM146 155H145V156H146ZM171 155H172V154H171ZM177 155H178V154H176V156H177ZM12 156H13V155H12ZM42 156H44V155H42ZM65 156H66V155H65ZM67 156H68V155H67ZM123 156H124V155H123ZM126 156H127V155H126ZM135 156L137 157V155H135ZM184 156H185V155H184ZM37 157L39 158V155H38ZM45 157H46V156H45ZM71 157H72V156H71ZM80 157H81V156H80ZM118 157H119V155H118ZM120 157H121V155H120ZM120 157H119V158H120ZM129 157H130V156H129ZM133 157H134V156H133ZM142 157H144V155H142ZM159 157H160V156H159ZM166 157L168 158L169 156H166ZM173 157H174V156H173ZM173 157H172L171 159L174 160ZM116 158H117V156H116ZM139 158H140V157H139ZM139 158H138V159H139ZM146 158H147V157H146ZM160 158H161V157H160ZM167 158H165V159H167ZM175 158H176V157H175ZM181 158H182V157H181ZM181 158H180V159H181ZM33 159H34V161H35V158H33ZM33 159H31V161H32ZM42 159H43V158H42ZM72 159H73V158H72ZM74 159H75V158H74ZM77 159H79V158L77 157ZM77 159H75L76 162H78ZM110 159H112V158H110ZM129 159H130V158H129ZM158 159H159V158H158ZM178 159H179V156H178ZM180 159H179V160H180ZM18 160H19V159H18ZM27 160H28V159H27ZM27 160H26V161H27ZM37 160L40 162V159H37ZM37 160H36V162H37ZM69 160H70V159H69ZM139 160H140V159H139ZM143 160H144V159H143ZM143 160H142V158H141V161H142V162H143ZM159 160H160V159H159ZM167 160H169V158H168ZM16 161H17V159H16ZM46 161H47V162H46ZM80 161H81V160H80ZM114 161H115V160H114ZM129 161H131V160H129ZM14 162H15V160H14ZM18 162H20V161H17V163H18ZM21 162H22V161H21ZM27 162H29V161H27ZM39 162H37V163L39 164ZM43 162L49 163L48 160H45V161H43ZM82 162H83V161H82ZM115 162H116V161H115ZM136 162H137V161H136ZM144 162H146V159H145ZM23 163H24V162H23ZM37 163H36V164H37ZM40 163H41V162H40ZM61 163H62V162H61ZM67 163H68V162H67ZM130 163H132V161H131ZM134 163H135V161H134ZM140 163H141V162H140ZM20 164H21V163H20ZM29 164H30V163H29ZM32 164H34L33 161H32ZM132 164H133V163H132ZM142 164H143V163H142ZM144 164H145V163H144ZM12 165H13V164H12ZM18 165H19V163H18ZM23 165L26 167L27 164L25 165V163H24ZM52 165H53V164H52ZM65 165H66V164H65ZM65 165H64V166H65ZM68 165H69V164H68ZM71 165H72V164H71ZM75 165H77V164H75ZM79 165H81V164H79ZM86 165H88V164H86ZM135 165H136V164H135ZM138 165H139V164H138ZM149 165H150V164H149ZM30 166H31V165H30ZM36 166H37V165H36ZM36 166H34V167H36ZM144 166L147 167L148 164H147V165H144ZM25 167H24V169H25ZM31 167H32V166H31ZM43 167H44V165H43ZM43 167H42V168H43ZM45 167H46V165H45ZM51 167H52V166H51ZM77 167H79V169H80V166L77 165ZM81 167H82V165H81ZM86 167H87V166H86ZM86 167H84V169H82V168H81V169H82V170H85ZM20 168H23V167H20ZM53 168H54V167H53ZM55 168H57V166H56ZM59 168H60V167H59ZM4 169H5V167H4ZM32 169H33V167H32ZM47 169H48V168H47ZM86 169H87V168H86ZM89 169H90V168H89ZM8 170H9V169H8ZM11 170H12V169H11ZM22 170H23V169H22ZM29 170H30L31 173H33V171H34V170H31V169H29ZM43 170L45 171L44 168H43ZM53 170H54V169H53ZM55 170H56V169H55ZM77 170H78V169H77ZM77 170H76V171H77ZM82 170H81V171H82ZM188 170H189V169H188ZM0 171H1V170H0ZM2 171L5 172L4 170H2ZM2 171H1V172H2ZM41 171H42V170H41ZM59 171H61V170H59ZM145 171H146V170H145ZM189 171H190V170H189ZM192 171H193V170H191V172H192ZM194 171H195V170H194ZM3 172H2V173H3ZM24 172H25V171H24ZM37 172H38V171H37ZM37 172H36V173H37ZM78 172H79V171H78ZM85 172H89V170H87V171L85 170ZM85 172H83L82 174H85ZM91 172H92V171H91ZM94 172H95V171H94ZM94 172H93V173H94ZM157 172H158V171H157ZM191 172H190V173H191ZM200 172H201V171H200ZM13 173H14V172H13ZM40 173H41V172H40ZM63 173H64V172H63ZM66 173H68V172H66ZM76 173H77V172H76ZM76 173H75V174H76ZM80 173H81V172H80ZM80 173H79V174H80ZM96 173H97V172H96ZM196 173H197V172H196ZM44 174H45V173H44ZM44 174L42 173L41 175L43 176ZM53 174H54V173H53ZM57 174H59V173H57ZM87 174H88V173H87ZM90 174H92V173H90ZM162 174H164V173H162ZM166 174H167V173H166ZM28 175H29V174H28ZM38 175H39V173H38ZM60 175H61V174H60ZM63 175H64V174H63ZM70 175H71V174H70ZM145 175H146V173H145ZM158 175H159V174H158ZM160 175H161V174H160ZM187 175H188V174H187ZM39 176H40V175H39ZM52 176H53V175L50 176L51 179H52ZM67 176H68V175H67ZM83 176H86V174L83 175ZM94 176L97 178L96 175H94ZM166 176H167V175H166ZM192 176H194V175H192ZM192 176H191V177H192ZM6 177H7V175H6ZM40 177H41V176H40ZM64 177H65V176H64ZM72 177H73V176H72ZM90 177H91V176H90ZM92 177H93V176H92ZM95 177H93V178H95ZM145 177H146V176H145ZM158 177H159V176H158ZM185 177H186V175H185ZM80 178H81V174H80ZM93 178H91V179H93ZM98 178H99V177H98ZM163 178H164V177H163ZM163 178H162V179H163ZM187 178H188V177H187ZM41 179H43V177H42ZM61 179H62V178H61ZM64 179H65V178H64ZM75 179H76V178H75ZM101 179H102V178H101ZM101 179H100V180H101ZM190 179H191V178H190ZM24 180H25V179H24ZM36 180H37V179H36ZM55 180H56V179H55ZM87 180H88V179H87ZM33 181H34V180H33ZM88 181H90V180H88ZM94 181H95V179H94ZM94 181H93V183H94ZM57 182H58V181H57ZM60 182H61V181H60ZM81 182H82V181H81ZM85 182H86V181H85ZM31 183H32V182L30 181V184H31ZM34 183L36 184L37 182H34ZM64 183H65V182H64ZM69 183H70V182H69ZM93 183H91V184L94 185ZM96 183H97V182H96ZM192 183H193V182H192ZM30 184H28V185H30ZM56 184H57V183H56ZM60 184H61V183H60ZM101 184H102V182H101ZM101 184H99V185H101ZM1 185H2V183H1ZM32 185H33V184H32ZM32 185H30V186H32ZM52 185H53V184H52ZM57 185H58V184H57ZM67 185H68V183H67ZM70 185H71V184H70ZM89 185H90V184H89ZM99 185H98V186H99ZM33 186H34V188H35V185H33ZM33 186L31 187L32 190H30L31 193L34 192V191H33V190H34ZM71 186H72V185H71ZM3 187H4V186H3ZM27 187H28V186H27ZM27 187H26V189H27ZM56 187H57V186H56ZM65 187H66V186H65ZM93 187H94V186H93ZM31 188H30V189H31ZM58 188H59V186H58ZM62 188H63V187H62ZM66 188H67V187H66ZM56 189H57V188H56ZM72 189H73V188H72ZM72 189H71V190H72ZM83 189H84V188H83ZM95 189H96V188H95ZM115 189H116V188H115ZM28 190H29V189H28ZM49 190H50V189H49ZM49 190H48V191H49ZM66 190H67V189H66ZM88 190H90V189H88ZM102 190H103V189H102ZM32 191H33V192H32ZM48 191H47V193L50 192V191H49V192H48ZM64 191H65V190H64ZM99 191H100V190H99ZM103 191H104V190H103ZM61 192H62V191H61ZM101 192H102V191H101ZM101 192H100V193H101ZM107 192H108V191H106V193H107ZM118 192H120V194H121V195H119V197L122 196L121 191L118 190V191H115V192L113 191V195L111 194V193H112V192H111V193H110V194H111L110 196H108L109 194L107 193L108 195H105V196H106V197L108 196V199L105 198V196H102V197H104L105 199H107V200H109V201H115L116 198L118 197ZM28 193H29V192H28ZM50 193H51V192H50ZM83 193H84V192H83ZM97 193H99V192H97ZM124 193H125V192H124ZM126 193H127V192H126ZM19 194H21V193L19 192ZM34 194H35V193H34ZM80 194H81V193H80ZM103 194H105V193H103ZM24 195H25V194H24ZM49 195H50V194H49ZM64 195H65V194H64ZM124 195H125V194H124ZM16 196H17V195H16ZM21 196H23V195L21 194ZM51 196H52V195H51ZM53 196H54V195H53ZM75 196H76V195H75ZM84 196H85V195H84ZM93 196H94V198L97 197V196H95V195H93ZM126 196H128V195H126ZM131 196H132V194H131ZM131 196H130V197H131ZM17 197H18V196H17ZM34 197H35V195H34ZM49 197H50V196H49ZM56 197H57V196H56ZM58 197H59V196H58ZM73 197H74V196H73ZM82 197H83V196H82ZM102 197H100L99 201L103 199ZM20 198H22V197H20ZM31 198L33 199V196H32ZM80 198H81V197H80ZM101 198H102V199H101ZM128 198H129V196L127 197V199H128ZM132 198H133V197H132ZM132 198H131V200H132V202L134 203V201H133ZM182 198H183V197H182ZM17 199H18V198H17ZM29 199H30V198H28V200H29ZM50 199H51V198H50ZM52 199H54V198H52ZM74 199H75V198H74ZM183 199H184V198H183ZM15 200H16V198H15ZM35 200H36V199H35ZM47 200H48V196H47ZM83 200H84V199H83ZM107 200H106V201H107ZM117 200H119V199H117ZM117 200H116V201H117ZM128 200H129V199H128ZM131 200H130V201H131ZM137 200H138V199H137ZM184 200H185V199H184ZM188 200H189V199H188ZM29 201H30V200H29ZM29 201H28V202H29ZM33 201H34V200H33ZM49 201H50V200H49ZM49 201H47V202H49ZM51 201H52V200H51ZM102 201H103V200H102ZM102 201H100V202L103 203ZM109 201H108V203L110 204L111 202H109ZM116 201H115V203H116ZM138 201H139V200H138ZM193 201H194V200H193ZM28 202H27V203H28ZM52 202H55V201H52ZM52 202H50V203H52ZM59 202H60V201H59ZM92 202H93V201H92ZM100 202H99V203H100ZM104 202H105V201H104ZM135 202H137V201H135ZM35 203H36V202H35ZM35 203H34V205H35ZM50 203H49V205H50ZM96 203H97V201H96ZM101 203H100V204H101ZM106 203H107V202H106ZM106 203H105V205H106ZM113 203H114V202H113ZM113 203H111V204L114 205ZM117 203H118V202H117ZM123 203H124V202H123ZM137 203L139 204V206L141 205L140 202H137ZM192 203L195 204V202H192ZM197 203H198V202H197ZM52 204H53V203H52ZM52 204H51V205H52ZM54 204H55V203H54ZM71 204H72V202H71ZM97 204H98V203H97ZM118 204H119V203H118ZM129 204H130V202H129ZM134 204H135V203H134ZM201 204H202V203H201ZM18 205H19V204H18ZM23 205H25V204H23ZM51 205H50V206H51ZM55 205H56V204H55ZM57 205H58V204H57ZM65 205H66V204H65ZM65 205H64V206H65ZM101 205H102V204H101ZM107 205H108V204H107ZM123 205H124V204H123ZM131 205H132V203H131ZM136 205H137V204H136ZM15 206H16V205H15ZM25 206H26V205H25ZM35 206H36V205H35ZM35 206H34V209H35ZM64 206H63V208H64ZM71 206H72V205H71ZM93 206H94V205H93ZM109 206H110V205H109ZM191 206H193V205H191ZM197 206H198V205H197ZM203 206H204V205H203ZM16 207H17V206H16ZM32 207H33V206H32ZM36 207H37V206H36ZM53 207H54V206H53ZM55 207H56V206H55ZM66 207H67V206H66ZM95 207H96V206H95ZM103 207H104V206H103ZM107 207H108V206H107ZM129 207H131V206L129 205ZM204 207H205V206H204ZM56 208H58V207H56ZM63 208H62V209H63ZM68 208H69V207H68ZM105 208H106V207H105ZM109 208H110V207H109ZM191 208H192V207H191ZM195 208H196V207H195ZM27 209H28V208H27ZM36 209H37V208H36ZM59 209H60V208H59ZM91 209H92V207H91ZM136 209H137V208H136ZM136 209H135V210H136ZM199 209H201V208H199ZM199 209H198V211H200ZM202 209H203V208H202ZM19 210H21V209H19ZM25 210H26V209H25ZM56 210H57V209H56ZM70 210H71V208H70ZM96 210H97V209H96ZM106 210H107V209H106ZM125 210H126V209H125ZM127 210H128V208H127ZM135 210H134V211H135ZM203 210H204V209H203ZM32 211H33V209H32ZM38 211H39V210H38ZM47 211H48V210H47ZM52 211H53V210H52ZM102 211H103V210H102ZM109 211H110V210H109ZM113 211H114V210H113ZM123 211H124V210H123ZM134 211H133V212H134ZM195 211H196V209H195ZM198 211H197V212H198ZM204 211H205V210H204ZM43 212H45V211H43ZM60 212H61V211H60ZM90 212H91V211H90ZM95 212H96V211H95ZM95 212H94V213H95ZM124 212L126 213V211H124ZM128 212H130V211H127V213H128ZM135 212H136V211H135ZM135 212H134V213H135ZM27 213H28V211H27ZM36 213H37V215H38V212H36ZM49 213H51V212H49ZM56 213H57V212H56ZM65 213H66V212H65ZM74 213H75V212H74ZM76 213H77V212H76ZM91 213H92V212H91ZM114 213H115V212H114ZM139 213H140V212H139ZM139 213H138V214H139ZM25 214H26V211H25ZM42 214H44L45 216L47 215V213H46V214H45V213H42ZM51 214H52V213H51ZM53 214H54V213H53ZM63 214H64V213H63ZM77 214H79V213H77ZM116 214H117V213H116ZM121 214L124 215V213H121ZM128 214H129V213H128ZM132 214H133V213H132ZM199 214H200V213H199ZM210 214H211V213H210ZM23 215H24V214H23ZM61 215H62V213H61ZM109 215H110V214H109ZM119 215H120V214H119ZM129 215H130V214H129ZM193 215H194V214H193ZM197 215H198V214H197ZM204 215H205V214H204ZM206 215H207V214H206ZM213 215H214V214H213ZM25 216H26V215H25ZM54 216H55V215H54ZM58 216H59V215H58ZM63 216H64V215H63ZM114 216H115V215H114ZM134 216H136V215L133 214V217H134ZM138 216H140V215H138ZM141 216H143V215H142V212H141ZM34 217H36V216H34ZM49 217H50V216H49ZM89 217H90V216H89ZM111 217H112V216H111ZM115 217H116V216H115ZM130 217H131V220H132V216H131V215L129 216V218H130ZM136 217H137V216H136ZM136 217H135V218H136ZM207 217H208V216H206V218H207ZM46 218H47V216H46ZM52 218H53V217H52ZM56 218H57V217H56ZM199 218H202V217H199ZM199 218H198V220H199ZM206 218H205V220H206ZM210 218H211V217H210ZM47 219L50 220V218H47ZM87 219H88V218H87ZM91 219H92V218H91ZM91 219H90V220H91ZM113 219H114V218H113ZM127 219H128V218H127ZM194 219H196V217H195ZM203 219H204V218H203ZM110 220H111V218H110ZM134 220H135V219H134ZM138 220H139V219H138ZM212 220H213V219H212ZM46 221H47V220H46ZM87 221H88V220H87ZM120 221H121V220H120ZM126 221H127V220H126ZM199 221H200V220H199ZM210 221H211V220H210ZM214 221H215V220H214ZM48 222H49V221H48ZM118 222H119V221H118ZM118 222H117V226L120 225V224L118 225ZM128 222H129V221H128ZM128 222H127V223H128ZM200 222H201V221H200ZM216 222H217V221H216ZM244 222H245V221H244ZM244 222H243V223H244ZM107 223H108V222H107ZM120 223H121V222H120ZM209 223H210V222H209ZM259 223H260V221H259ZM113 224H114V223H113ZM115 224H116V223H115ZM214 224H215V223H214ZM112 226H113V225H112ZM112 226H111V225L109 226V224H108V226H106V227H112ZM205 226H206V225H205ZM210 226H211V225H210ZM246 226H247V225H246ZM69 227H70V226H69ZM69 227H68V228H69ZM106 227H105V228H106ZM113 227H114V226H113ZM247 227H248V226H247ZM72 228H73V227H72ZM101 228H102V227H101ZM117 228H118V229H117ZM117 228L115 229L116 231L119 230V227H117ZM121 228H122V227H121ZM124 228H125V227H124ZM209 228H210V227H209ZM64 229H65V228H64ZM111 229H112V228H111ZM244 229H245V227H244ZM263 229H264V228H263ZM65 230H66V229H65ZM72 230H73V229H72ZM85 230H86V229H85ZM103 230H104V229H103ZM103 230H102V232H104V231L112 232L113 235H112V234H109V233H107V232H105V233H106V234H109L110 238H112L111 235H112L113 238H114V232H113V231H108V230H104V231H103ZM115 230H114V231H115ZM123 230H124V229H123ZM206 230H207V229H206ZM245 230H246V229H245ZM245 230H244V231H245ZM247 230H248V228H247ZM247 230H246V232H247ZM53 231H54V230H53ZM83 231H84V230H83ZM99 231H100V230H99ZM116 231H115V232H116ZM195 231H196V230H195ZM201 231H202V229H201ZM61 232H62V231H61ZM63 232H64V231H63ZM100 232H101V231H100ZM102 232H101V233H102ZM117 232H118V231H117ZM117 232H116V233H117ZM119 232H120V231H119ZM124 232H125V230H124ZM204 232H205V231H204ZM241 232H243V230H242ZM241 232H240V233H241ZM29 233H30V232H29ZM48 233H49V232H48ZM52 233H53V232H52ZM54 233H55V232H54ZM65 233H66V232H65ZM71 233H72V232H71ZM87 233H88V232H87ZM98 233H99V232H98ZM116 233H115V234H116ZM206 233H207V232H206ZM208 233H209V232H208ZM60 234H61V233L59 232V235H60ZM69 234H70V233H69ZM82 234H83V233H82ZM84 234H85V233H84ZM102 234H103V233H102ZM117 234H118V233H117ZM195 234H196V233H195ZM195 234H194V235H195ZM213 234H214V233H213ZM242 234H243V233H242ZM48 235H49V234H48ZM103 235H104V234H103ZM118 235H119V234H118ZM204 235H205V234H204ZM62 236H63V234H62ZM90 236H91V235H90ZM95 236H96V235H95ZM100 236H102V235H100ZM197 236H200V235H199V234H196L195 236H193V238H194V237H197ZM211 236H212V235H211ZM213 236H214V235H213ZM52 237H53V236H52ZM66 237H67V236H65V238H66ZM88 237H89V236H88ZM91 237H92V236H91ZM115 237L117 238L116 235H115ZM215 237H216V236H215ZM46 238H47V237H46ZM55 238H56V237H55ZM93 238L95 239V237H93ZM93 238H92V239H93ZM113 238H112L111 242H112L114 239H115L114 242L117 241L116 238H114V239H113ZM188 238H189V237H188ZM199 238H200V237H199ZM42 239H43V238H42ZM50 239H51V238H48V240H49L48 242L51 243V242L53 241L54 238L52 239V241H51ZM62 239H63V238H62ZM62 239H61V240H62ZM89 239H90V238H89ZM97 239H98V238H97ZM104 239H105V238H104ZM194 239H196V238H194ZM200 239H201V238H200ZM200 239H199V240H200ZM214 239H215V238H214ZM43 240H44V242H46L45 240H47V239L44 238ZM59 240H60V239H59ZM87 240H88V239H86V241H87ZM95 240H96V239H95ZM99 240H101V239H99ZM99 240H97V241H99ZM201 240H202V239H201ZM54 241H55V240H54ZM80 241H81V240H80ZM90 241H91V239H90ZM194 241H195V240H194ZM203 241H204V240H203ZM215 241H216V240H215ZM57 242H58V241H57ZM81 242H82V241H81ZM83 242H84V241H83ZM111 242H109V244L112 245V243H114V242H112V243H111ZM117 242H118V243H117ZM117 242H116V243L118 244V246H120L119 244H122V242H121V243H119V241H117ZM200 242H201V241H200ZM200 242H199V243H200ZM205 242H206V241H205ZM218 242H219V241H218ZM77 243H78V241H77ZM79 243H80V242H79ZM84 243H85V242H84ZM86 243H87V242H86ZM88 243H89V242H88ZM88 243H87V245H89ZM90 243H91V242H90ZM116 243H115V244H116ZM146 243H148V242H146ZM192 243H193V242H192ZM192 243H191V244H192ZM195 243H196V242H195ZM219 243H220V242H219ZM260 243H261V242H260ZM56 244H57V243H56ZM115 244H114L115 247H113V248H117V247H118V246L116 247ZM154 244H155V243H154ZM200 244H201V243H200ZM224 244H225V242L223 243V245H224ZM68 245H69V244H68ZM85 245H86V244H84V246H85ZM91 245H92V243H91L89 246H91ZM146 245H147V244H146ZM208 245H210V244H208ZM212 245H213V243H212ZM212 245H211V248H212ZM214 245H215V244H214ZM216 245H217V244H216ZM220 245H221V244H220ZM223 245H222V247H223ZM258 245H259V244H258ZM258 245H257V246H258ZM260 245H261V244H260ZM84 246H82V247H84ZM89 246H87V247H89ZM99 246H100V245H99ZM112 246H113V245H112ZM123 246H124V245H123ZM133 246L135 247V245H132V248H134ZM137 246H138V245H137ZM137 246H136V247H137ZM144 246H145V245H144ZM148 246H149V245H147L146 247H148ZM188 246H190V245H188ZM200 246H201V245H200ZM262 246H264V244H263ZM262 246H261V248H260L261 250L264 249ZM77 247H78V246H77ZM80 247H81V246H80ZM80 247L77 248V251H78L79 249L81 250ZM87 247H86V248H87ZM91 247H92V246H91ZM100 247H101V248H98V249L95 248V249H93V250H96V249L99 250V249H101V251H102L103 248H102V246H100ZM106 247H107V245H106ZM109 247H110V246H109ZM109 247L106 248V249L109 250ZM124 247H125V246H124ZM124 247H123V248L121 247V248H122V249H125V252H126V247H127V246H126L125 248H124ZM130 247H131V246H130ZM130 247H127V248H130ZM150 247H151V246H150ZM192 247H193V246H192ZM215 247H216V246H215ZM259 247H260V246H259ZM113 248H112V249H113ZM142 248H143V247H142ZM144 248H145V247H144ZM144 248H143V250H142L143 252H144ZM187 248H189V247H187ZM190 248H191V247H190ZM190 248H189V249H190ZM209 248H210V247H209ZM89 249H90V247H89ZM89 249H88V250L86 249V250L89 251ZM91 249H92V248H91ZM91 249H90V251H91ZM104 249H105V248H104ZM104 249H103V250H104ZM134 249H135V248H134ZM136 249H138V248H136ZM192 249H193V248H192ZM194 249H195V247H194ZM194 249H193V251H194ZM216 249H217V248H216ZM219 249H220V248H219ZM256 249H257V247H256ZM82 250L85 251L84 248H83ZM93 250H92V252H91L92 255H93V252H94ZM108 250H107V251H108ZM114 250H115V249H114ZM114 250L112 251V250L110 249V250L108 251V253H109L110 251L113 253ZM119 250H120V249H119ZM129 250H131V249H129ZM139 250H140V249H139ZM146 250H148V248H147ZM204 250H205V249H203V251H204ZM210 250H211V249H210ZM214 250H215V248H214ZM214 250H213V251H214ZM261 250H260V252H261ZM74 251H75V253H76V250H75V249H74ZM90 251H89V252H90ZM122 251H124V250H121V252H122ZM127 251H128V249H127ZM132 251H133V250H132ZM137 251H138V250H137ZM137 251H136V252H137ZM187 251H188V250H187ZM190 251H192V250H189L188 253H189ZM96 252L98 253V251H96ZM103 252H104V251H103ZM116 252H118V251L115 250V253H116ZM125 252H124V253H125ZM130 252H131V251H130ZM134 252H135V251H134ZM134 252H132V253H133V254H136V253H134ZM140 252H141V251H140ZM145 252L147 253V251H145ZM205 252H206V251H205ZM208 252H209V251H208ZM208 252H207V256H210V255H208V254H209ZM73 253H74V252H73ZM80 253H81V252H80ZM80 253H79V254H80ZM104 253H105V252H104ZM108 253H107V254L105 253V254L108 256V255H109ZM112 253H111V255H112ZM119 253H120V252H119ZM122 253H123V252H122ZM126 253L128 254L129 251L126 252ZM132 253H130L131 256H132ZM141 253H142V252H141ZM77 254H78V253H77ZM77 254H76V256H77ZM86 254H87V252H86ZM89 254H90V253H89ZM105 254H102V256L105 255ZM113 254H114V253H113ZM142 254H144V253H142ZM203 254H205V253H203ZM68 255H70V253H69ZM71 255H72V253H71ZM82 255H83V254H82ZM97 255H98V254H97ZM97 255H96V256H97ZM111 255H109L110 258L112 257ZM120 255H122V254H120ZM120 255L117 254V256H119V258H120ZM124 255H125V254H124ZM136 255H137V254H136ZM161 255H162V254H161ZM215 255H216V254H215ZM72 256H73V255H72ZM78 256H79V255H78ZM80 256H81V255H80ZM83 256H84V255H83ZM88 256H89V255H88ZM88 256H85V257L87 258ZM107 256H104V257H107ZM114 256L116 257V255H114ZM131 256H130V257H131ZM137 256H138V255H137ZM139 256H140V255H139ZM201 256H203V255L201 254ZM201 256H200V257H201ZM211 256H212V255H211ZM211 256H210V258H211ZM229 256H230V255H229ZM85 257H84V258H85ZM89 257H91V256H89ZM92 257H93V256H92ZM94 257H95V256H94ZM115 257H114V258H115ZM125 257H127V256L125 255ZM125 257H124V258H125ZM130 257H129V258H130ZM133 257H134V256H133ZM148 257H149V256H148ZM160 257H161V256H160ZM205 257H206V256H205ZM249 257H250V256H249ZM70 258H71V256H70ZM80 258H81V257H80ZM80 258H79V259H80ZM107 258L110 259L109 257H107ZM117 258H118V257H117ZM119 258H118V259H119ZM124 258H123V260H125V261H123L122 259H119V260H122V261L125 263V262H127V261H126L127 258H126V259H124ZM145 258H147V257H145ZM145 258H144V259H145ZM161 258H162V260L164 259L163 257H161ZM161 258H160V259H161ZM166 258H167V257H166ZM206 258H207V257H206ZM208 258H209V257H208ZM213 258H214V257H213ZM221 258H222V257H221ZM228 258H229V257H228ZM228 258H227V259H228ZM73 259H75V258H73ZM94 259H95V258H94ZM94 259H93V261H96L97 259H101V258H100V257H99V258L96 257V260H94ZM104 259H105V258H104ZM118 259H116V260L119 261ZM141 259H143V258H141ZM147 259H148V258H147ZM149 259L151 260V258H149ZM149 259H148V260H149ZM244 259H246V258H244ZM244 259H242V260L244 261ZM247 259H248V258H247ZM247 259H246V260H247ZM50 260H51V259H50ZM53 260H54V259H53ZM77 260H78V259H77ZM81 260H82V259H81ZM90 260H91V259L89 258V261H90ZM127 260H128V259H127ZM134 260H135V259H134ZM157 260H158V259H157ZM165 260H166V259H165ZM205 260H206V259H205ZM217 260H218V259H217ZM223 260H224V259H223ZM232 260H233V259H232ZM51 261H52V260H51ZM55 261H56V260H54V262H55ZM63 261H64V263H65V260H63ZM91 261H92V260H91ZM91 261H90V262H91ZM122 261H119V262H121V263L123 264ZM132 261H133V260H132ZM138 261H140V260H138ZM141 261H144V260H141ZM141 261H140V262H141ZM159 261H161V260H158V262H159ZM233 261L236 262L235 259H234ZM240 261H241V260H240ZM243 261H242V262H243ZM73 262L75 263V261H73ZM81 262H82V261H81ZM81 262H80V263H81ZM84 262H86V261L84 260ZM84 262H83V263H84ZM96 262H99V261H96ZM96 262H95V263H96ZM119 262H118V263H119ZM136 262H137V260H136ZM136 262L134 261L133 263H136ZM140 262H138V263H140ZM144 262H145V261H144ZM144 262H143V263H144ZM146 262H147V261H146ZM146 262H145V263H146ZM151 262H152V261H151ZM164 262H166V261H164ZM209 262H210V260L208 261V263H209ZM212 262H213V261H212ZM212 262H210V263H212ZM217 262H218V261H217ZM229 262H230V261H229ZM231 262H232V261H231ZM55 263H56V262H55ZM57 263H58V262H57ZM74 263H73V264H74ZM78 263H79V262H78ZM80 263H79V264H80ZM88 263H89V262H88ZM92 263L94 264V262H92ZM127 263H130L129 260H128ZM127 263H125V264H127ZM143 263H141V264H143ZM148 263L150 264L149 261H148ZM155 263H156V262H155ZM162 263H163V262H162ZM206 263H207V262H206ZM208 263H207V264H208ZM210 263H209V264H210ZM214 263H215V262H214ZM214 263H212V264H214ZM221 263H222V262H221ZM240 263H241V262H240ZM244 263H245V262H244ZM59 264H62V263L59 262ZM76 264H77V263H76ZM86 264H87V262H86ZM90 264H91V263H90ZM96 264H97V263H96ZM99 264H101V263L99 262ZM152 264H154V262H152ZM160 264H161V262H160ZM164 264H166V263H164ZM217 264H218V263H217ZM225 264H226V262H225ZM227 264H228V262H227ZM232 264H233V263H232Z\"/></svg>", "mask_w": 264, "mask_h": 264}]
</instances>
